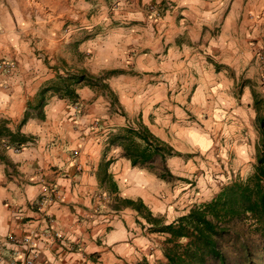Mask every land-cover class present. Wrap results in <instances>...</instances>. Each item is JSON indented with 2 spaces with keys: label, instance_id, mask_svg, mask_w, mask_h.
I'll return each mask as SVG.
<instances>
[{
  "label": "crops",
  "instance_id": "obj_1",
  "mask_svg": "<svg viewBox=\"0 0 264 264\" xmlns=\"http://www.w3.org/2000/svg\"><path fill=\"white\" fill-rule=\"evenodd\" d=\"M109 4L0 0V63L14 64L0 76V122L30 138L0 160V235L45 228L32 208L54 186L48 213L64 241L43 246L39 264H73L79 247L89 264H165L170 236L156 227L211 202L256 150L252 44L264 40V0H118L113 12ZM113 70V111L94 86H77L74 98L52 89L60 78ZM128 127L176 155L134 165L113 141ZM100 196L106 211L96 209Z\"/></svg>",
  "mask_w": 264,
  "mask_h": 264
},
{
  "label": "trees",
  "instance_id": "obj_2",
  "mask_svg": "<svg viewBox=\"0 0 264 264\" xmlns=\"http://www.w3.org/2000/svg\"><path fill=\"white\" fill-rule=\"evenodd\" d=\"M92 78L86 72L60 78L54 83L52 89L63 96L74 98L77 86L81 84L94 86L90 80ZM27 118L28 115H26ZM260 134L264 147V130H260ZM29 140L30 138L20 131L15 132L10 129L8 122H2L0 125V160L3 158L4 151L11 148L21 149L28 144ZM113 141L124 148L126 156L133 161L134 165L147 166L156 156H161L165 160L175 155L170 146L143 128H124L113 137ZM233 218L254 220L264 240L263 151L258 154L254 174L247 180L231 183L224 187L211 202L196 207L176 222L163 225L156 230L158 233H166L170 236L164 252L168 261L165 264H206L210 257L219 260L220 264H225L217 239L224 230L222 224ZM153 223L159 225L157 220Z\"/></svg>",
  "mask_w": 264,
  "mask_h": 264
},
{
  "label": "rangeland",
  "instance_id": "obj_3",
  "mask_svg": "<svg viewBox=\"0 0 264 264\" xmlns=\"http://www.w3.org/2000/svg\"><path fill=\"white\" fill-rule=\"evenodd\" d=\"M117 1L118 0H108V2L112 5L108 7V10L110 12L116 11L115 5ZM154 7L155 6L150 7V12L158 17L161 14V11L159 8L156 7L154 8ZM96 8L97 7L92 8L89 25L96 23L94 20V15L96 13L94 11L96 10ZM13 68H14L13 63H9V62L0 63V76H2L3 74H10ZM120 70H124V69H119L116 71H120ZM114 72L115 70L102 71L100 73H97L96 75L87 72L88 75L93 77L90 80L94 83V87H96L95 88L96 97L104 99L106 102L110 103L112 105V111L114 108L120 107L116 94L106 83V80L109 79L114 74ZM237 93L242 94V87L240 86L237 87ZM252 93L256 101L254 103V111L257 114L256 130H258L259 132L258 140L256 144V150L249 157V159L245 161L246 162L245 165L241 166L240 169H238L239 165L234 166V173L232 172L233 173L232 178L227 181V183L224 185L225 187L236 181H240V180L245 181L249 177H251L254 174L255 169L257 167V158L259 152L260 151L264 152V147L262 146V140L260 134V130H264V126H262L264 123V100L261 98L260 94L256 89L255 80L252 81ZM78 103H75L73 106L74 109L76 110V115H79L77 113H83L84 111V108H82L83 103L80 102ZM13 150L19 151V149H13ZM229 157L231 159L230 163H232L236 159V156L234 155L233 156L231 155ZM165 172L160 174H162L165 177V179L172 181L174 177H172L170 173L167 174ZM100 200H102V202L101 205L99 203V205L97 206L96 208L97 211L99 212V211L108 210L111 206V203L107 202L108 199H106L103 196L102 197L100 196ZM204 204L206 203H203L200 206H203ZM144 212L146 216L149 215L148 210H145ZM157 220L162 223L160 219ZM161 226L156 227V230H158V228H161ZM222 227L224 228V230L221 233L220 237L217 239V242L219 245V249L225 259V264H264V240L261 236L260 230H258L259 226L256 224L254 220H252L251 218L248 219L233 218L223 223ZM183 243H186V241H183ZM162 244H163L162 251L164 253L165 249L168 246L167 241H163ZM153 264H160V263H153ZM206 264H220V262L219 260L210 257L207 259Z\"/></svg>",
  "mask_w": 264,
  "mask_h": 264
},
{
  "label": "built area",
  "instance_id": "obj_4",
  "mask_svg": "<svg viewBox=\"0 0 264 264\" xmlns=\"http://www.w3.org/2000/svg\"><path fill=\"white\" fill-rule=\"evenodd\" d=\"M254 64L257 71L256 89L264 100V40L252 44ZM45 193L33 205L47 226L33 234L17 237L10 233L7 237L0 235V264H39L41 248H49L55 242L64 241L62 235L55 231V218L48 213L49 207L57 201V190L54 186L45 185ZM80 259L73 264H89L88 254L83 247L78 248ZM42 264H50L46 261Z\"/></svg>",
  "mask_w": 264,
  "mask_h": 264
}]
</instances>
